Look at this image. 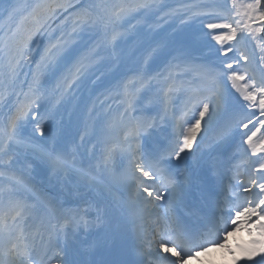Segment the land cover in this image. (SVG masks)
Returning a JSON list of instances; mask_svg holds the SVG:
<instances>
[{"label": "snow or ice", "instance_id": "6c2138e0", "mask_svg": "<svg viewBox=\"0 0 264 264\" xmlns=\"http://www.w3.org/2000/svg\"><path fill=\"white\" fill-rule=\"evenodd\" d=\"M163 8L162 0H0V111L7 109L0 264H70L64 257L81 243L78 233L90 232L97 239L82 242L79 264H187L215 248L226 250L230 264H264V0H209L165 12L162 20L179 15L219 45L214 60L195 67L187 36L149 27ZM129 18L145 21L146 34L136 39L148 44L146 55L128 69L140 87H117L127 107L99 130V151L80 159L55 109L77 99L102 53L117 68L125 64ZM54 25L62 34L41 50L38 41ZM156 62L162 67L153 75ZM48 100L52 109L44 111ZM146 100L165 120L171 112L178 134L151 143L162 120L144 117ZM190 159L199 170L181 171ZM33 167L57 182L71 179L78 195L90 197L85 208L66 212L38 196ZM242 230L250 239L231 247ZM101 249L108 259H95Z\"/></svg>", "mask_w": 264, "mask_h": 264}, {"label": "trees", "instance_id": "16d2710c", "mask_svg": "<svg viewBox=\"0 0 264 264\" xmlns=\"http://www.w3.org/2000/svg\"><path fill=\"white\" fill-rule=\"evenodd\" d=\"M164 8L163 10L159 13L162 14L161 16H158L156 14L151 15L148 18V25L149 27H151L153 29V31L161 34V32L164 29L165 24H167L166 28H165V32H169L172 30L173 28V22H171V18H167L165 17V19H161L160 17L165 15V12L169 11L170 9L173 8H177L180 7L181 5H185V4H190V3H194V2H202V3H207L209 2V0H162ZM241 3H245L247 2V0H240ZM79 4H83L85 6L92 4V3H100V0H78ZM175 17V16H173ZM130 21L133 20L131 18H129ZM137 20V19H136ZM161 22H164V24L162 26H159L158 24H160ZM137 27L132 29L129 27V23L127 24V28L129 30V36L126 40V42L124 44H122V49L126 52L127 54V60L128 62L122 66H120L119 71L117 70H113L111 71L110 69H116V65H114L105 55L101 56V61L100 63H98V66L94 68V71L90 74V78L86 81L85 83V88L82 87L78 93L77 99L71 103V104H62L59 106L58 109H55L56 112V116H58L60 114V112L64 113H72L73 108L75 106V104H79L82 103L83 101H90V104H92V100L93 97L96 96L100 99V97L102 96L104 99V101H106L107 105H113V102L115 100L116 97V90L113 91V89H111V86H108L106 91H102L101 93H99L98 91V87L99 85H102L103 87H100L99 89H104L105 85L104 82L106 84L109 83H113V87L116 88L118 87V84H115V82L120 78V76L123 73H127V75H130L131 78L132 75L129 73L128 69L129 68H134V67H139L140 65H133L131 64V62H129V59L131 60V58H135L137 57L135 52L136 49H131V47L135 44V36H144L146 34V30L144 28V24L145 21L144 20H138L137 22ZM64 32L70 33L71 32V21L68 22V24H66L64 26ZM226 31V30H225ZM61 30L58 27V25H54L53 26V31H51L48 35L43 36L39 41V45L41 50L46 48L50 42H55L56 39L59 38V36L61 35ZM101 39L100 37H97V40ZM138 42V40L136 41ZM144 42H141V44H143ZM140 45V44H139ZM147 47L145 46L141 49V52L139 54V56H144L146 54L147 51ZM130 49L132 50V52L130 51ZM131 52V53H130ZM130 54V56H129ZM129 56V57H128ZM141 59H136V61L132 62H136V63H140ZM97 74H99V76H97ZM91 83V85H90ZM91 87V88H90ZM52 104L53 102L51 100L45 101V109L44 111H48L52 109ZM106 110H108L107 108H105ZM6 109L0 111V119H3L5 117V112ZM63 122V117H61L60 119L57 118V124ZM63 127V129L67 128L66 125L63 123L61 125ZM29 127H31V125H29ZM92 130V127L89 128V131ZM72 147L74 146V144L71 145ZM75 148V147H74Z\"/></svg>", "mask_w": 264, "mask_h": 264}, {"label": "bare ground", "instance_id": "6f19581e", "mask_svg": "<svg viewBox=\"0 0 264 264\" xmlns=\"http://www.w3.org/2000/svg\"><path fill=\"white\" fill-rule=\"evenodd\" d=\"M16 2L18 3H25L27 2V0H16ZM165 133H167L165 131ZM169 137V135H166V139ZM166 139H160L159 137H155L152 140V144H156V142H165ZM239 138L236 139V145L239 144ZM203 163V162H201ZM190 172L193 171H198V165H197V161H195L193 163V167H189ZM32 175V179L35 180L36 182H38L39 185H42L48 189H51L53 191H55L57 193L56 197H53L54 200H56L59 204L61 201H65L67 204H70L68 207V211H75L77 209L79 210H83L85 208V199H90V197H87L86 195L83 194V191L81 192V194H77L75 191V186L74 183L71 179L68 180L67 183L61 181V182H57V180L55 179V177H53L49 172H39L38 174H31ZM43 192V191H42ZM52 198V197H51ZM52 198V199H53ZM50 199V198H49ZM81 204V205H80ZM67 211V212H68ZM164 211V210H163ZM94 235V236H93ZM79 236V240L81 241V243H78L77 245H75L72 249L69 250V253L66 257H64V259H67L71 264L72 262H75V264H79V261L85 259L86 257L82 254L83 253V247L84 244L82 243L83 241L87 240L89 242L96 240L97 239V234H91L87 233L86 235H80L78 233ZM249 239L247 238H243V239H238L236 240V242H234L233 244H231L230 246L235 248V246L238 243L247 241ZM97 260L100 259H108L109 257H107V255L103 252V250H98L97 251ZM192 260V264H230L231 261V257L227 255L226 250L224 249L223 251H221V256L219 259L215 260L213 262V260L209 257L208 253H201L199 256H194L191 258ZM241 264H244L243 261H241Z\"/></svg>", "mask_w": 264, "mask_h": 264}, {"label": "rangeland", "instance_id": "374dc122", "mask_svg": "<svg viewBox=\"0 0 264 264\" xmlns=\"http://www.w3.org/2000/svg\"><path fill=\"white\" fill-rule=\"evenodd\" d=\"M28 2H30V0H28ZM211 60L208 58L207 59V62H210ZM234 91V90H233ZM151 105V104H150ZM151 106H153V105H151ZM146 107V106H145ZM143 115H144V117L145 118H149L148 117V115L149 114H147V113H144L143 112ZM156 117L157 118H160L161 120H163V118H164V113H163V111L161 110V108L160 107H156ZM262 131H264V130H262ZM24 168H25V170H28V168H27V164H25L24 165ZM41 169L42 168H35V167H33V169H31V173H39L40 171H41ZM45 170V169H44ZM230 225V224H229ZM231 226V225H230ZM237 234V235H236ZM240 234H242V236H245L246 238H248L249 237V235H248V232L246 231V230H242V231H240V232H236L235 233V235H233L232 237H230V240H229V244L231 245L233 242H235L236 240H237V237H238V235H240ZM242 238V237H241ZM214 250H216V251H220V250H222V249H219V248H215ZM219 254L217 253L216 255H214V253L213 252H210V256L212 257V258H215L216 256H218ZM189 262H190V260H187V264H189Z\"/></svg>", "mask_w": 264, "mask_h": 264}]
</instances>
